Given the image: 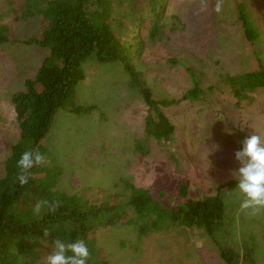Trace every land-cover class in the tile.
<instances>
[{
    "label": "rangeland",
    "instance_id": "rangeland-1",
    "mask_svg": "<svg viewBox=\"0 0 264 264\" xmlns=\"http://www.w3.org/2000/svg\"><path fill=\"white\" fill-rule=\"evenodd\" d=\"M241 1L260 31L253 45L237 18ZM21 2L0 0V25L9 26L11 39L0 45V176L20 136L12 96L26 90L27 79L36 76L49 53V48L25 43L41 35L42 21L18 18ZM160 2V34L151 39L149 27L138 30L145 48L137 63L155 97L179 99L193 86L183 69L186 62L203 74V87L212 89L201 100L164 106L176 125L175 136L167 142L153 140L143 158L135 150L148 108L142 95L129 86L122 62L87 60L76 97L78 104L96 108L82 114L58 111L45 137L63 168L58 187L100 204L123 191L124 179L151 187L157 195L163 191L168 200L181 198L184 184L189 196L198 199L217 194L219 185L233 181L221 193L234 220L227 221L230 233L220 232L218 242L225 245L229 239V244L240 246L254 235L256 258L263 263L264 206L241 207L243 194L235 189L231 170L237 166L235 150L252 133L249 126L264 134V88L238 99L224 78L257 69L260 60L264 63V0H116V13H136L148 20ZM174 58L178 63L171 62ZM96 239L107 264H224L217 243L199 227L176 224L140 236L133 228L116 225L101 228ZM50 251V245L40 249L37 264Z\"/></svg>",
    "mask_w": 264,
    "mask_h": 264
},
{
    "label": "trees",
    "instance_id": "trees-1",
    "mask_svg": "<svg viewBox=\"0 0 264 264\" xmlns=\"http://www.w3.org/2000/svg\"><path fill=\"white\" fill-rule=\"evenodd\" d=\"M116 0H22L18 18H40L41 35L25 40L49 48L34 78L27 79L26 90L13 94L12 102L20 130L18 141L12 146L0 176V264H37L40 249L51 245L55 237L84 239L88 244V264H107L105 252L98 245L96 233L109 226L133 228L140 236L173 225L202 228L217 243L224 264H264L256 258L255 236L243 239L240 246L218 242L220 232L230 233L227 221L234 220L223 192L234 182L219 185L217 194L193 198L182 184L181 198L168 200L148 186L124 179L123 191L100 204L78 194H70L58 187L63 168L46 145L58 111L82 114L95 105H80L76 87L85 76L84 64L89 59L102 63L122 62L129 74V86L138 91L146 105L144 135L135 141V150L143 158L150 154L151 142L173 140L176 125L163 107L182 100H201L211 90L203 87V74L189 65L183 69L193 81L179 99H157L144 72L137 63L144 52L138 30L149 27V38L155 39L163 27L164 3L154 9L147 20L138 14L116 13ZM237 18L244 27L245 37L252 45L260 37L247 4H236ZM11 41L8 25H0V45ZM178 63V59L171 61ZM181 62V61H180ZM224 81L238 99L264 88V63L257 69L226 75ZM27 150L41 152L46 163L34 166L27 184L16 180L19 169L16 161ZM165 198V199H164ZM39 201L57 204L54 210L45 206L39 214L34 206ZM217 238V239H216ZM220 241V240H219ZM228 243V244H227Z\"/></svg>",
    "mask_w": 264,
    "mask_h": 264
},
{
    "label": "clouds",
    "instance_id": "clouds-1",
    "mask_svg": "<svg viewBox=\"0 0 264 264\" xmlns=\"http://www.w3.org/2000/svg\"><path fill=\"white\" fill-rule=\"evenodd\" d=\"M215 11L221 7L217 4ZM252 133L243 138L240 147L234 152L237 166L231 170L235 181V189L243 194L242 208L264 206V134L252 128ZM46 163L45 156L38 150H27L21 153L16 161L19 169L16 180L23 186L28 183L30 170L37 165ZM47 206L54 210L57 204L49 205L48 201H39L34 206V212L39 214ZM51 251L46 253L41 264H88L90 251L84 239H62L55 237L51 242Z\"/></svg>",
    "mask_w": 264,
    "mask_h": 264
}]
</instances>
